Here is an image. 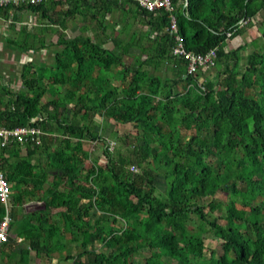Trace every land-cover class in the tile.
<instances>
[{
    "label": "trees",
    "instance_id": "obj_1",
    "mask_svg": "<svg viewBox=\"0 0 264 264\" xmlns=\"http://www.w3.org/2000/svg\"><path fill=\"white\" fill-rule=\"evenodd\" d=\"M171 2L186 50H215V78L201 82L204 70L188 75L186 62L171 53L169 15L131 0L0 7L4 21L14 23L24 12L39 19L38 33L21 27L22 50L42 51L48 35H56L48 45L56 48L52 64L38 66L44 74L30 77L35 71L27 63L25 93L7 91L10 99H0V126L43 133L39 144L0 148L12 235L34 253L55 256L67 244L78 249L64 251L70 264H264V0ZM125 3L137 5L147 37L135 32L123 42L107 33V18ZM76 20L84 23L80 29L96 24L98 30L70 38L67 23ZM252 26L259 49L244 56L247 44L224 50ZM108 43L123 49H107ZM131 48L140 56L125 63ZM161 66L169 77L147 69ZM96 119L135 129L118 137L126 154L108 151ZM98 141L106 146L103 165L88 149ZM29 203L44 208L27 213ZM213 237L220 253L207 249Z\"/></svg>",
    "mask_w": 264,
    "mask_h": 264
},
{
    "label": "rangeland",
    "instance_id": "obj_2",
    "mask_svg": "<svg viewBox=\"0 0 264 264\" xmlns=\"http://www.w3.org/2000/svg\"><path fill=\"white\" fill-rule=\"evenodd\" d=\"M48 2L51 3L53 1H48ZM138 14H139V10L137 8V5L127 4V3L124 4L123 9H118L114 11L112 10L110 17L107 18V23L105 24L107 25V28H108L107 33L112 37L114 36V37H117L123 40V42H127L131 34L135 32L140 33L141 36L143 35L147 37L148 27L145 26V24L143 23V18L140 17ZM26 15L28 16H24L23 18L19 19L18 24L21 23V25L19 24V27L17 26L18 24L17 25L14 24L15 21H17V19L14 20V23H13L11 22L12 20L4 21L0 18V21H1V24H0V95H1L0 99L4 103L7 102L11 97L7 95L6 93L7 91L14 92L12 93L14 95L25 93V90L18 91L19 85H21L19 83L21 80L23 66L26 65L27 63H31L33 68L30 70L32 71V73L33 71H35V74L34 73L31 74L30 77L37 78L38 73L42 74L43 72L44 74V70L40 68L41 66L44 65L47 68L50 67L53 61L52 59L53 52L54 50H56V48H54V45H52L50 48L48 47L50 42H52V44H55L56 42L55 34L48 35L46 39L47 47L46 49H43L42 51H29L28 49L24 51L21 48H19L20 43H17V41H20L22 37L20 33L21 27L25 26L28 32L33 31L34 33H38L39 27H40V21L37 17H34V16L32 17L29 14H26ZM67 26L68 27L66 30V34L70 38H73L76 36L86 38L87 36H91L92 33L98 30V26L96 24L92 25L91 27L87 25L86 26L87 28L80 29L82 26H84V23L81 20L69 21L67 23ZM146 37L145 38L143 37L142 43H144V45L147 46L149 41H147ZM258 37H259V33H258L257 26H252L250 29L245 31L243 37H238V38H235L229 41L225 45L224 50L229 51L231 49L237 48L239 45L247 44L248 45L246 47L247 49L240 53V55L244 56L248 52L257 50V48L259 49V47L261 46V41L258 39ZM253 40H255V44H257V47L253 45ZM122 47L123 46L120 45L119 47L114 48L112 43H108L107 45H105V48L107 49L113 48V49H116L118 52H121V50L123 49ZM139 56H140L139 51L135 48H131L128 50L127 54L124 56L123 59L125 63H131L133 62V60L139 58ZM242 62H245V60L244 61L242 60ZM241 65L243 64L241 63ZM38 66H40L39 67V70L41 69L40 71L38 70ZM219 68L220 67L215 66V68H212L210 70L209 69L204 70V73L201 74L200 76L201 78L199 80H201V82L202 81L204 82L205 79L208 80L211 78H215L217 76V73H218L217 71ZM147 69L150 72L160 75L163 78L166 76L167 77L170 76V73L166 69L165 66H161L157 70H153L151 67L150 68L148 67ZM107 73H108V76L111 77L114 75L115 70L113 69L112 71H108ZM113 83L118 84L119 82L116 83L113 81ZM14 85H17L18 87L15 88ZM175 92L182 93L183 90L181 87H177L175 89ZM95 126H96L95 128L96 132H98L101 136L105 137V144H107V142L111 144L112 148L111 150H109V152L114 153L116 151L118 152L121 151L122 154H126L127 150L125 146L123 145V143L121 142V140L118 139V137H120V135L127 133V132L135 133V129L132 126H126V127L117 126L111 120H100V119L98 120L96 119ZM101 128L103 129L101 130ZM183 141L184 142L187 141V136L183 138ZM105 148L106 146L99 141L89 146L88 149L92 150V155L90 156L91 160H94L95 159L94 157H97V156L101 157V152ZM98 162L101 165H103L106 162V160L101 157V158H98ZM45 166L48 167L47 164ZM49 180L47 183L51 184ZM156 185L158 186V189L160 191L163 192L165 190V182L162 180V178H158ZM46 187H47V184L44 185V188ZM11 198L9 201V205L11 202ZM11 208H12V203H11ZM67 238H69V235L67 236ZM218 242L219 240H217L216 238L214 239V237L209 239L206 242L208 246L207 249L217 250V252L220 253L219 252L220 246ZM26 245H27L26 242H24V244L22 245L23 249L24 248L28 249L27 248L28 246ZM65 246L62 248L61 251H57L56 253H54L55 256L53 254H47V253L45 254L35 253L36 257L35 256L32 257V261L30 264H70L67 261H63L64 260L63 258L66 252H68V254L70 255H75L78 253V249L76 246H73V245L72 246L74 248L72 247L70 248V246H66V247ZM62 252H64V255L62 258L59 259V255H61ZM137 260H139L138 257L133 259V261L135 262Z\"/></svg>",
    "mask_w": 264,
    "mask_h": 264
},
{
    "label": "built area",
    "instance_id": "obj_3",
    "mask_svg": "<svg viewBox=\"0 0 264 264\" xmlns=\"http://www.w3.org/2000/svg\"><path fill=\"white\" fill-rule=\"evenodd\" d=\"M58 2L66 3L74 0H0V7H5L8 5L14 6H27L34 5L43 2ZM91 2H96L100 0H89ZM106 1H115L122 2L123 0H106ZM135 2L141 9L149 12L156 13L160 15L161 12L167 13L169 15V25L166 28V33L173 40V47L171 50L172 55L186 62V71L188 75L195 76L198 70H207L213 67L214 59L216 56L215 50H210L205 55L195 54L186 50L182 38L178 33V28L176 24L175 17L172 15L173 5L171 0H131ZM40 119V118H38ZM36 119H33L32 122H35ZM42 131L33 126H24V127H15V128H5L0 126V148H4L11 143H17L19 145H27L30 143H40V136ZM111 144L107 142L108 151L111 150ZM130 170L133 172L137 171V168L134 166L130 167ZM10 185L6 180L4 173L0 171V205L4 210V215L0 220V244L7 243L9 240V226L11 223V198L10 194ZM21 242V239L17 240Z\"/></svg>",
    "mask_w": 264,
    "mask_h": 264
},
{
    "label": "crops",
    "instance_id": "obj_4",
    "mask_svg": "<svg viewBox=\"0 0 264 264\" xmlns=\"http://www.w3.org/2000/svg\"><path fill=\"white\" fill-rule=\"evenodd\" d=\"M26 14H29V13L24 12V13L17 14V17H16L17 21H15L14 24L17 25L19 19L23 18L24 16H28ZM29 15H31V14H29ZM31 16L33 17V15H31ZM0 24H1V21H0ZM19 24L21 25V23H19ZM19 24L17 25L18 27H19ZM21 82H22V80H20L19 84H21ZM14 87L16 88L18 86L14 85ZM18 91H24V89L22 88L21 85H19ZM10 93H14V92H10ZM19 212H20V210H19ZM27 213H30V212H27ZM8 234H9V238L12 241L8 240L7 243L0 244V264H30L31 261H32V257L33 256L36 257V254L33 251L29 250V248L28 249H25V248L23 249V247H22L23 244L21 243L22 239L21 238H15L12 235V230H11L10 226H9ZM18 239H21V242H18L17 241ZM24 251H29V253L25 255ZM23 259H26L27 261L25 262Z\"/></svg>",
    "mask_w": 264,
    "mask_h": 264
},
{
    "label": "water",
    "instance_id": "obj_5",
    "mask_svg": "<svg viewBox=\"0 0 264 264\" xmlns=\"http://www.w3.org/2000/svg\"><path fill=\"white\" fill-rule=\"evenodd\" d=\"M186 76L183 77V79H185ZM41 115H38V118H40ZM44 208V205L42 203H29L27 206H26V212H34V211H37V210H41ZM9 241H12L10 238H9Z\"/></svg>",
    "mask_w": 264,
    "mask_h": 264
}]
</instances>
